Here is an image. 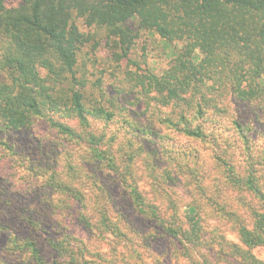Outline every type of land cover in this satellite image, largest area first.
<instances>
[{
  "label": "trees",
  "instance_id": "1",
  "mask_svg": "<svg viewBox=\"0 0 264 264\" xmlns=\"http://www.w3.org/2000/svg\"><path fill=\"white\" fill-rule=\"evenodd\" d=\"M0 151V264H264V0H0Z\"/></svg>",
  "mask_w": 264,
  "mask_h": 264
},
{
  "label": "rangeland",
  "instance_id": "2",
  "mask_svg": "<svg viewBox=\"0 0 264 264\" xmlns=\"http://www.w3.org/2000/svg\"><path fill=\"white\" fill-rule=\"evenodd\" d=\"M137 49L133 59L135 58L136 62H138L141 66L145 64V62H148L150 64V67L152 69H155L158 73L165 70L168 65L174 60L176 53L181 48V43L177 42H165L160 39L159 36H157L154 33H142L140 34L139 42L137 43ZM141 49H145L146 56L143 61L141 57ZM99 57H105L106 51H102L98 54ZM140 56V57H138ZM199 58V57H198ZM143 62V63H142ZM110 71V70H109ZM125 84V83H124ZM155 112L158 114H167L171 112V108H162V107H155ZM153 111V110H152ZM1 153V151H0ZM230 195L232 198L235 196L233 193ZM251 199H247V201H250ZM246 202V200H245ZM228 203H231L229 205V209L235 211L240 215L245 217V212L243 211L241 206H238L231 198ZM83 230V229H82ZM81 228H75L73 230V234L76 235L80 239H88V234L84 231H82ZM226 238L233 243H238V240L235 236V234L231 231L226 229ZM132 238L131 236H129ZM110 240H113L111 237H108L107 240L104 242H100L103 244L102 250H106L107 245L110 244ZM142 240H139L138 238H133L132 242L128 244V246H133V248L128 247V249L124 246V243L118 242L117 245V254L110 253V251H107L106 255L109 256V262L113 261L115 264H122V259L126 258L128 262H132L134 260L137 264H186V260L182 258V256L179 253V250L181 246L174 242L170 241H163L159 240L156 243H153L152 245H149L147 243H141ZM120 244V245H119ZM119 245V246H118ZM89 246L94 249L97 245V243L94 241H90ZM130 249V250H129ZM132 250V251H131ZM96 251V250H95ZM252 254L259 260L264 261V247L256 248L252 251ZM106 264V263H105ZM131 264V263H128Z\"/></svg>",
  "mask_w": 264,
  "mask_h": 264
}]
</instances>
